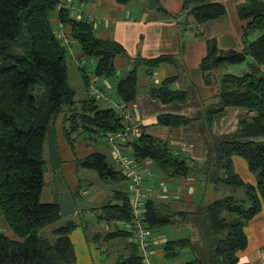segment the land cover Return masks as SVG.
I'll return each mask as SVG.
<instances>
[{
    "label": "trees",
    "instance_id": "obj_1",
    "mask_svg": "<svg viewBox=\"0 0 264 264\" xmlns=\"http://www.w3.org/2000/svg\"><path fill=\"white\" fill-rule=\"evenodd\" d=\"M78 1L83 4L89 0ZM130 1L117 0L121 5ZM160 9L170 16L163 7ZM54 11L57 12V22L66 28L70 42H77L84 56L95 59V77H115L116 58L127 57L122 44L98 38L93 23L84 17H73L70 10L62 6L61 0H0V212L7 227L17 237L12 239L0 233V264L77 262L75 245L70 237L74 223L54 229L52 234L57 237L54 243L39 235L41 230L63 217L58 203L42 201L47 186V135L51 119L55 118L56 135L58 120L64 117L62 132L72 150L76 143L71 138L74 131L83 128L84 132L89 130L105 136L122 131L127 126L126 117L119 108L101 107L95 97L81 101L80 112L72 108L76 104V91L68 82L67 60L72 50L71 45H64L56 37L51 21ZM182 11L199 25L227 15L223 3L211 0H183ZM238 13L246 22L242 36L244 49L223 51L214 39L208 40L207 54L200 63L205 84H219L214 96L216 101L205 110L209 125L226 108L248 109L239 131L249 140L221 143L216 156L215 166L219 172L217 187L221 186L225 192L208 206L207 215L211 232L220 238L214 252L217 264H242L239 253L248 246L245 228L261 212L264 201V1L246 0L239 6ZM257 31L263 34L250 41L251 35ZM248 57L253 62L248 64V71L242 76L224 74L218 79L214 77V72L220 67L245 63ZM174 61L173 55L132 59V69L126 76L118 77L116 82L121 102L131 106L136 103L141 67H145L146 74L151 76L162 65L173 64ZM82 77L89 89L94 79L86 73H82ZM176 81L177 77H167L161 84L149 86L148 91L162 103H184L188 92L174 88ZM191 121L174 114H163L157 119L159 126L169 128H179ZM67 122H71V130L67 128ZM120 148L122 152L130 149L132 160L138 164L151 161L159 167L171 169L173 176L188 174V160L173 152L168 141L144 132L141 123L139 136L121 142ZM235 157L247 163L249 171L255 176L254 184L245 181L236 171ZM77 168L95 171L105 182L128 181V176L119 165L110 164L107 156L97 150L78 159ZM228 188L232 194H227ZM239 189L243 190L241 196L237 195ZM70 193L75 200L74 194ZM100 210L102 219L114 225V230L103 237L104 241L134 237L133 231L127 227L133 217L128 192L115 191L112 200ZM143 221L150 234L155 228L175 222L171 216L160 214L150 199L146 203ZM189 246L190 239L168 241L165 257H175L180 249ZM125 250L127 254L114 264H143L138 244L130 241L126 243Z\"/></svg>",
    "mask_w": 264,
    "mask_h": 264
},
{
    "label": "crops",
    "instance_id": "obj_2",
    "mask_svg": "<svg viewBox=\"0 0 264 264\" xmlns=\"http://www.w3.org/2000/svg\"><path fill=\"white\" fill-rule=\"evenodd\" d=\"M137 1L138 3H132L131 0L128 4L121 5L117 0H89L78 8L73 6L74 13L79 19L88 18L93 23L94 33L98 38L114 40L126 49L127 57L118 56L115 60L119 78L129 73L133 66L132 59L136 57L152 59L161 55L175 56L180 51L179 23L185 14L182 11L183 0H159V9H150L145 0ZM211 1L223 3L227 15L200 25L192 23L190 36L194 41L188 42L184 58L179 61L180 67H177L179 63L175 59L178 64L174 61L173 64L162 65L153 72V75H147L148 82L143 78L142 88L145 85L147 87L145 91L139 92L135 103L140 110L141 127L144 128V132L168 141L173 152L183 155L188 160V174L183 176H173L171 169L159 167L151 161L142 164L143 192H146L150 200L156 204L160 214L171 216L175 220L172 226L176 228V231L169 230L173 232L172 236L162 230L155 233L152 230L150 259L153 264H188L194 261L198 264H217L214 252L220 238L213 239L207 210L225 189L217 187L219 173L214 171L213 162L216 151L221 143L225 142L224 140L219 142L218 139L231 133H238L240 123L246 118L248 109L226 108L209 125L205 110L216 101L214 96L217 92L213 85L205 84L200 63L207 54L208 40L214 39L219 49L223 51L244 49L242 36L246 22L240 18L238 8L246 0ZM161 7L170 16L163 13ZM60 28L65 31L61 25ZM262 34L263 32L257 31L249 40L255 41ZM252 62L253 59L248 57L245 63H241L247 64L245 68L238 66L240 64L228 65L225 74L240 76L243 71H248V64ZM262 71L264 73V66ZM173 76L177 77L173 85L176 89L188 92L191 86H193L191 90L196 87L197 103L188 102L189 92L184 103L165 104L150 95L149 86L159 85L165 78ZM176 103L181 105H173ZM122 107H125L127 113L131 110L130 104H124ZM163 114L185 116L192 121L179 128L159 126L157 119ZM213 136L216 142L211 144ZM239 162L245 169L244 175L249 178V183L254 184L255 178L250 176L247 163ZM154 166L160 169V180L154 179ZM245 232L248 246L239 253L240 263L264 264V201L261 212L249 222ZM130 239L136 244L133 236ZM178 239H190V246L180 249L175 257H165L166 243ZM71 240L76 249V264H104L97 257L92 242L81 241L78 248L75 240L73 238ZM125 245L126 243L122 244L124 250Z\"/></svg>",
    "mask_w": 264,
    "mask_h": 264
},
{
    "label": "rangeland",
    "instance_id": "obj_3",
    "mask_svg": "<svg viewBox=\"0 0 264 264\" xmlns=\"http://www.w3.org/2000/svg\"><path fill=\"white\" fill-rule=\"evenodd\" d=\"M62 6L65 8H68L71 12V15L78 19L77 15L74 13L73 6H76V8L81 6V3H79L78 0H61ZM132 3H138L137 0H133ZM57 18V12L54 11L51 13V21L53 24V28L56 31L60 29V24L56 20ZM88 19V18H83ZM192 23L197 24L190 16L186 15V12L183 16V18L180 20L179 27L181 29V35H180V51L177 53V55L174 56V59L177 60L176 64H178V68L180 67V62L184 58L185 52L188 47V42L191 43L193 38L190 36V27ZM66 30V28L64 27ZM70 45V44H69ZM71 53L68 55V82L70 86L76 91V104L72 107L73 109H77L80 112V102L84 101L86 99H90L92 97H95V93L91 92L90 89H87L84 84V80L82 77V73L88 74L92 79H94L96 86L98 89L104 94L105 98L108 100H98L101 107L110 108H121L124 106V103L121 102L117 95V75L113 78H97L94 75L95 70V64L96 61L94 58L86 57L82 54V50L80 45L77 42H71ZM78 57L79 61L84 64V70H81L79 68V65L75 62V58ZM181 60V61H180ZM180 61V62H179ZM247 64H240L241 68H245ZM228 65H224L220 67L218 70L214 72V77H217V79L221 76H223L227 72ZM240 72V71H239ZM247 72V71H246ZM139 73V92L145 91V88L147 85L142 88V79L145 78L148 82V77L146 74V68L141 67L138 71ZM245 72L243 71L240 73L242 76ZM106 81V82H105ZM108 84V85H107ZM191 86L190 88H192ZM215 87L216 92L218 91L219 84L214 83L213 88ZM188 89L189 91V100L191 103L196 102L197 103V89L196 87L191 89ZM139 97V96H138ZM110 102V103H109ZM173 105H181L179 103L173 104ZM188 105V104H187ZM68 109V108H66ZM119 110V109H118ZM63 116H61L58 120L57 128H56V138L59 148V154L61 158L62 163V172L64 175L65 183L68 187V190L74 194V203H75V213L67 216L62 217L61 220L58 222L51 224L41 230L39 232V235L42 236L45 239H48L50 242L54 243L56 240V236L52 234V231L58 227L64 226L67 223H74V230L70 234V237L75 240V244L78 248L81 246V241L83 243L92 242L93 248L97 254V257L101 260L104 264H114L117 260L121 259L124 254L125 250L123 249L122 244L129 243L131 241L130 238H119L111 241H104L103 237L109 233L110 231H113L114 225H111V223H108L104 219H102V212L100 210V207L108 203L110 200H112L113 194L117 190H121L125 192H128L130 190V182H121V183H114L111 181L105 182L102 181L97 173L95 171L86 170L82 168H77L78 159L83 158L87 153H90L93 150H97L107 156V160L112 165H117L115 160V154L112 151L111 145L107 142V135H102V133H95L89 130H86L84 132L83 128H81L78 131H74L71 135L72 139L76 140V143L74 144V150H72L71 146L67 143L63 132H62V121ZM68 130L70 129L71 122L66 123ZM240 128V127H239ZM220 140V141H219ZM221 140H224L225 142L236 140L240 142H246L249 140L246 135L239 131L238 133H231L230 135L223 137L222 139H218L219 142ZM216 142L215 136L211 137V144ZM217 145V144H216ZM217 152L215 153L214 162H213V169L214 171L218 172L217 167L215 166L216 156ZM121 156L128 157L132 159L133 154L130 149L121 151ZM239 161H244L239 157H235V169L236 171L241 175V177L247 181H249V178L244 175V168L240 164ZM246 163V162H245ZM242 169H241V167ZM154 174H155V180H160V169L156 166H154ZM219 173V172H218ZM250 176L252 178H255L254 174H252L250 171ZM54 172L52 170V167L49 163L48 165V172L46 169V183L47 186L45 187V190L43 192L42 201L43 202H53L54 201V195L50 190V183L53 182V176ZM243 190L239 189L237 191V195L242 194ZM227 194H232V190L228 188ZM236 194V192H235ZM219 196H223L219 195ZM110 224V226H109ZM119 226L124 227L123 224H119ZM163 231L164 233L167 232L168 235L172 236L173 232H170L169 230L176 231V228L174 226H166L161 228H155L153 229L154 233ZM0 233H4L5 235L9 236L12 239H17V237L14 235V233L7 227L5 220L0 212ZM213 236V239L216 240V237ZM101 237L99 241L98 239ZM71 238V239H72ZM104 241V242H103ZM116 245V246H115ZM151 260V259H150ZM216 260V258H215ZM151 264H153L151 260Z\"/></svg>",
    "mask_w": 264,
    "mask_h": 264
},
{
    "label": "built area",
    "instance_id": "obj_4",
    "mask_svg": "<svg viewBox=\"0 0 264 264\" xmlns=\"http://www.w3.org/2000/svg\"><path fill=\"white\" fill-rule=\"evenodd\" d=\"M56 37L64 45H71L67 33L62 28L56 31ZM75 62L79 65V68H84V64L79 61L78 57L75 58ZM89 89L91 92L95 93L96 99L108 102L103 92L98 89L94 81L90 82ZM119 110L121 114L126 117L127 126L122 131L107 134L106 140L112 147L117 165H119L124 174L128 176V181L130 182V190L128 191V193L130 197L133 217L131 222L127 224V227H129L133 231L134 240L136 244H138L142 253L143 264H151L150 238L152 234H150V229L144 225L143 221L146 213V203L150 199L149 195L142 190L143 166L141 164H138L136 161H133L132 159H128L126 157L123 158L120 153L121 142L125 140H131L132 137H137L140 134V110L135 104L131 106V110L129 113H127L125 107H121L119 108ZM149 174L151 175V173Z\"/></svg>",
    "mask_w": 264,
    "mask_h": 264
},
{
    "label": "water",
    "instance_id": "obj_5",
    "mask_svg": "<svg viewBox=\"0 0 264 264\" xmlns=\"http://www.w3.org/2000/svg\"><path fill=\"white\" fill-rule=\"evenodd\" d=\"M145 2L150 9H159V0H145ZM54 122L55 118L53 117L50 121L49 133L47 135L49 163L55 173L53 176V182L50 183L49 187L54 194V203L60 205L61 215L67 217L75 213L76 209L72 195L64 180L62 162L59 154L57 138L54 132Z\"/></svg>",
    "mask_w": 264,
    "mask_h": 264
},
{
    "label": "flooded vegetation",
    "instance_id": "obj_6",
    "mask_svg": "<svg viewBox=\"0 0 264 264\" xmlns=\"http://www.w3.org/2000/svg\"><path fill=\"white\" fill-rule=\"evenodd\" d=\"M54 195V194H53Z\"/></svg>",
    "mask_w": 264,
    "mask_h": 264
}]
</instances>
